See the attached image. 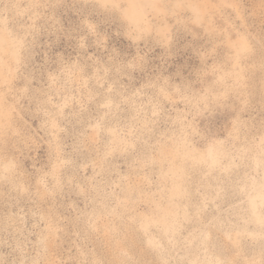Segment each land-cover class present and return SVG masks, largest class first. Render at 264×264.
Masks as SVG:
<instances>
[{
    "label": "rangeland",
    "instance_id": "374dc122",
    "mask_svg": "<svg viewBox=\"0 0 264 264\" xmlns=\"http://www.w3.org/2000/svg\"><path fill=\"white\" fill-rule=\"evenodd\" d=\"M0 264H264V0H0Z\"/></svg>",
    "mask_w": 264,
    "mask_h": 264
},
{
    "label": "bare ground",
    "instance_id": "6f19581e",
    "mask_svg": "<svg viewBox=\"0 0 264 264\" xmlns=\"http://www.w3.org/2000/svg\"><path fill=\"white\" fill-rule=\"evenodd\" d=\"M2 44H0V46H1Z\"/></svg>",
    "mask_w": 264,
    "mask_h": 264
}]
</instances>
